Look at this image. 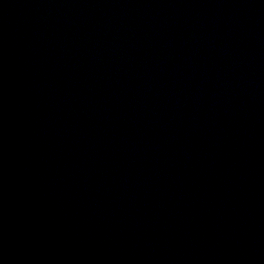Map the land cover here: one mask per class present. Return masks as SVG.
Listing matches in <instances>:
<instances>
[{"label": "water", "instance_id": "water-1", "mask_svg": "<svg viewBox=\"0 0 264 264\" xmlns=\"http://www.w3.org/2000/svg\"><path fill=\"white\" fill-rule=\"evenodd\" d=\"M0 264H264V0H0Z\"/></svg>", "mask_w": 264, "mask_h": 264}]
</instances>
